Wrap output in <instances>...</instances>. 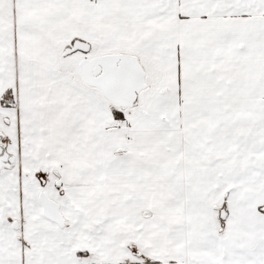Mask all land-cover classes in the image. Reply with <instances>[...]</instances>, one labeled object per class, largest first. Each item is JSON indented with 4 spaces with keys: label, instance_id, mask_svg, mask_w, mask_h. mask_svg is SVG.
Wrapping results in <instances>:
<instances>
[{
    "label": "snow or ice",
    "instance_id": "obj_1",
    "mask_svg": "<svg viewBox=\"0 0 264 264\" xmlns=\"http://www.w3.org/2000/svg\"><path fill=\"white\" fill-rule=\"evenodd\" d=\"M0 264H264V0H0Z\"/></svg>",
    "mask_w": 264,
    "mask_h": 264
}]
</instances>
